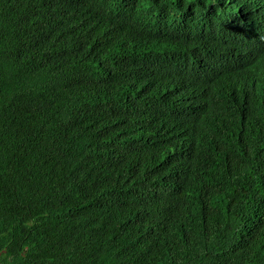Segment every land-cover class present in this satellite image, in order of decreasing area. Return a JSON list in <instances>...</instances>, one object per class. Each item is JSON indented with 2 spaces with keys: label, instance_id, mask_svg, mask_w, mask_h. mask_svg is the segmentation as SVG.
<instances>
[{
  "label": "trees",
  "instance_id": "trees-1",
  "mask_svg": "<svg viewBox=\"0 0 264 264\" xmlns=\"http://www.w3.org/2000/svg\"><path fill=\"white\" fill-rule=\"evenodd\" d=\"M0 264H264V0H0Z\"/></svg>",
  "mask_w": 264,
  "mask_h": 264
}]
</instances>
